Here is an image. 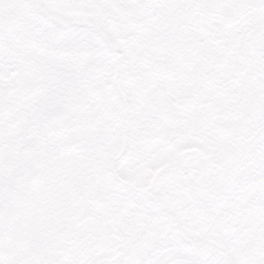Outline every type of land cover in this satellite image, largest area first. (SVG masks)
Listing matches in <instances>:
<instances>
[{
  "label": "snow or ice",
  "instance_id": "1",
  "mask_svg": "<svg viewBox=\"0 0 264 264\" xmlns=\"http://www.w3.org/2000/svg\"><path fill=\"white\" fill-rule=\"evenodd\" d=\"M0 264H264V0H0Z\"/></svg>",
  "mask_w": 264,
  "mask_h": 264
}]
</instances>
